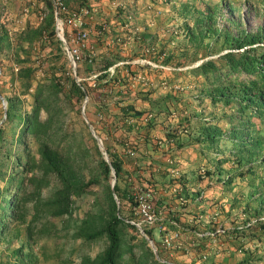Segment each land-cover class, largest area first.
Instances as JSON below:
<instances>
[{
	"label": "trees",
	"instance_id": "trees-1",
	"mask_svg": "<svg viewBox=\"0 0 264 264\" xmlns=\"http://www.w3.org/2000/svg\"><path fill=\"white\" fill-rule=\"evenodd\" d=\"M157 1L169 3L175 15L182 18L178 28L185 29L186 38L178 51L164 45L156 50L158 33L149 31L146 19L157 17L154 7ZM43 2L47 11L36 23L26 21L21 28L11 29L6 21L0 20V94L6 101L4 116L0 117V264H40L55 254H49L47 244L41 241L51 236L105 240V246L93 255L83 252L77 256L78 260L65 256L53 264H173L169 262L167 247L156 244L152 229L174 231L182 226L192 233L194 258L207 264L202 258L209 255V243L219 234H197L202 228L199 211L178 210L171 215L170 209L160 221L162 230L160 223L142 224L154 241L158 257L155 256L147 239L131 222L138 215L133 209L136 201L129 173L134 174L142 188L151 189L158 185L171 189V182L177 177L182 187L176 200L183 198L181 193H188L183 184L186 177L171 176L168 168L156 169L154 163L160 161L158 150L166 148L162 145L176 142L179 147L186 142L182 134L185 131L191 134L192 141L199 144L204 141L216 149L219 141L225 140L226 155L217 158L215 169H205L207 175L216 172L223 188L231 189L234 178L256 175L257 166L264 168V28H240L238 32L224 26L221 29L217 25L221 2L216 1L142 0L139 5L137 0H131L130 6L117 4L112 13L96 10V0H69L70 10L86 6L89 11L84 15L82 27L88 29L86 40L89 36L90 40L80 48L74 73L54 29L52 1ZM27 5L38 13V1H27ZM137 23L143 29H135ZM69 30L66 23V33ZM130 35H135L137 43L126 56L122 43ZM207 37L213 38L206 40ZM188 45L193 46L192 53ZM212 52L216 56L203 58L185 71L174 69L173 76L166 80L174 83L178 79L171 78L182 72L192 74L196 95L200 100L209 99L212 115L218 103L228 109L224 113L226 129L217 123H207L200 116H196L197 123H191L190 117L180 113L186 110L188 115H197L188 100L169 92L155 95V86L134 83L148 66L129 61L135 55L155 60L162 55L160 61L164 64L184 65ZM154 69L162 71L159 67ZM6 71L10 93L1 87ZM81 72L86 73L85 77ZM91 73L94 77L88 78ZM83 102L87 123L81 117ZM172 110L180 113L177 122L167 121L166 127H158L155 115H169ZM72 115L85 126L89 123L93 126L108 160L90 132L89 143L70 128ZM89 160L96 164L89 165ZM222 162L237 166L234 170L225 169ZM95 185H101V191H95ZM251 187L246 194L247 203L259 189L258 185ZM86 193L94 195L93 207L82 216L74 215L76 199ZM254 200L261 203L264 197L260 193ZM161 202L162 197L160 201L153 200L154 208ZM247 203L246 210H252ZM260 208L256 205L254 213ZM260 224L263 233L264 221ZM138 236L147 246L136 255L133 248ZM208 258L213 264L212 256ZM252 260L246 255L239 264H259Z\"/></svg>",
	"mask_w": 264,
	"mask_h": 264
},
{
	"label": "rangeland",
	"instance_id": "rangeland-1",
	"mask_svg": "<svg viewBox=\"0 0 264 264\" xmlns=\"http://www.w3.org/2000/svg\"><path fill=\"white\" fill-rule=\"evenodd\" d=\"M0 0V4H1ZM27 1L31 3L38 1L40 5L37 11L34 12L30 6L28 7ZM98 8H101L105 11H111L115 13L116 5L131 4V0H96ZM210 3L218 2L220 4V13L218 14L217 25L221 29L228 27L232 32H238V29L246 30H257L259 28H264V0H208ZM139 5H142V0H137ZM5 9L3 12H0V20L6 21L7 25L15 28H21L26 21H31L36 23L47 11L46 6L44 5L43 0H5ZM155 15L157 17H147L146 21L149 23V31L158 33L157 36V47L156 50H159L163 45L167 47H172L175 51H178L179 48L183 47V41H185V29L178 28L180 25L181 17L176 16L172 10V7L169 3L157 1L154 3ZM139 15V17H141ZM143 18V17H142ZM134 19V18H133ZM191 21V20H189ZM137 30L143 29V26L137 23ZM129 27H132L129 25ZM133 28V27H132ZM134 29V28H133ZM124 35V34H123ZM127 36V35H125ZM135 35H130L127 37V40L122 43L123 49L122 53L124 55H130L133 51L132 47L136 46V41L134 38ZM213 38V37H211ZM207 37L206 40L211 39ZM89 38L86 42H89ZM36 45V44H35ZM189 52H193V46L188 45ZM223 48L222 50H225ZM35 50H37L35 48ZM81 52V51H80ZM200 53V51L198 50ZM202 53L204 51H201ZM36 52H34V55ZM217 53L206 54L201 57L197 56L194 60L186 62L184 65H174L164 64L159 60L150 58L147 55H135L129 61L133 63H138L141 65L147 64L148 66L142 70L140 76L135 80L137 85H149L155 86L156 92L158 93H174L176 97H182L189 101V104L194 106L197 115H188L186 110L180 111L184 115L190 117L191 123H197V117H204L205 121L217 123L223 129L227 128V117L224 113L228 112V109L223 108L221 103H218L214 107L215 116H213L209 111L212 109L209 99L206 97L203 100H200L196 95L197 89L192 83L193 75L190 73L182 72L180 76L171 78V80H176L174 83L168 82L166 79L173 76L172 70L176 69L177 71H185L189 67L198 64L203 58L208 56H216ZM178 57V54H176ZM123 61H119L121 63ZM77 63H75V70L77 69ZM162 68L161 72H157L154 68ZM112 68V67H111ZM110 68V69H111ZM1 73V69H0ZM81 75H86V73L81 72ZM85 77V76H84ZM94 74L88 78H93ZM4 81L2 88L6 93H10V83H9V72L6 71L3 77ZM148 81V83L146 82ZM146 83V84H145ZM4 105L6 106V101L4 96L0 94V117L4 116ZM178 105V103H177ZM174 106V103L171 102V107ZM181 106V105H180ZM179 107V106H178ZM177 110H172L169 115L156 114L155 120L158 127H166L167 121H171V124L177 122L180 114ZM217 115V117H216ZM81 117L87 123L88 119L84 113H81ZM203 118V120H204ZM72 124L70 128H74L78 137L84 136V139L90 143L89 132L91 133L90 128L93 126L89 123L87 126L83 124L79 118L72 115L71 117ZM170 123V122H169ZM92 134V133H91ZM96 134V132H95ZM185 137V143L182 146H177L176 142H170L168 146L162 145L161 147H166L165 150H158L157 152V161L154 163L156 169H167L170 170V173L174 170H178L179 173L175 172V175H181L186 177L185 182L183 183L186 192L181 193L183 198L178 201L177 194L182 187V183L176 177V180L171 182V189L161 188L159 185L153 187V200L159 199L162 200L161 204L156 203V210L158 211V216L161 217L157 224L165 216L169 214V210L172 212L178 213V210L182 212L186 211H199L201 212L200 218L201 223L199 227H202L198 231H203L208 228H212L217 225H221L225 228L223 234H219L209 243L210 251L209 255L212 256L213 264H239V261L246 255L251 257L252 261H257L259 264H264V259L258 260L255 258L257 256L264 257V232H261V224L264 221V202H257L254 198L258 197L261 193L264 197V168L258 167L256 170V175L239 179L234 178L232 182L231 189L223 188V182L218 180L216 172L214 171L211 175L205 173V169H215V162L217 158L223 157L227 153V149H223L227 143L225 140H220V146L218 149L215 147H208L207 144H199L198 142L192 141L191 134L185 131L182 133ZM93 135V134H92ZM97 135V134H96ZM99 136V135H97ZM100 137V136H99ZM101 139V137H100ZM97 140V139H96ZM98 143V141H97ZM101 151L104 154L103 142L101 140ZM99 145V144H98ZM93 150V149H92ZM94 151V150H93ZM218 152V153H217ZM264 152V149L263 151ZM255 161V160H254ZM96 161L89 160V165H95ZM222 167L225 169L234 170L237 166L230 162H222ZM254 167H256V162H254ZM171 169H173L171 171ZM210 171V170H209ZM112 175L110 177V182L113 181L114 173L111 171ZM184 173V174H183ZM130 181L132 182V189L142 188L136 181V178L133 173H129ZM121 183L125 184V180L121 179ZM254 185H258L259 189L254 191L251 199L248 203L251 206L252 210H246L247 196L246 194L251 191ZM95 191H101V185H95ZM199 191L198 193H194ZM162 192V194H161ZM189 193H194L193 196ZM116 196V195H115ZM192 196V197H191ZM93 198L94 195L91 193H86L76 199V209L74 215L82 216L84 212L93 207ZM247 203V204H248ZM260 205V211L254 213V207ZM256 219V220H254ZM260 221V222H258ZM181 225V224H180ZM164 226V225H163ZM182 226V225H181ZM163 229V227H162ZM161 229V230H162ZM203 229V230H202ZM179 230V238L174 240L173 248H165L167 251L169 262L173 264H201L200 258H194L196 249L192 242H190L192 233L189 230H185L182 227L177 228ZM130 231V229H128ZM138 232L142 234L139 229ZM165 232H172V229H165L161 232L158 231L156 227L152 229V236L156 241L157 245H163L162 243V234ZM261 234V235H260ZM144 236V234H142ZM260 235V236H259ZM145 237V236H144ZM146 238V237H145ZM41 241H45L48 246V253L52 254L48 259L41 260L40 264H53L57 263L60 258L65 256H74L77 259V256L80 253L87 252L91 255L97 253L105 246V240L100 238L93 241H84L81 238H72V237H48L43 238ZM137 243L133 248V251L136 255L142 253L145 250L147 244L140 241L139 236L137 239H134ZM148 244L150 245L149 240L147 239ZM162 243V244H161ZM151 246V245H150ZM152 247V246H151ZM74 249V250H73ZM153 249V247H152ZM249 251V252H248ZM209 255L202 258L203 261L207 264H210ZM155 256H157L155 254ZM158 257V256H157ZM78 260V259H77Z\"/></svg>",
	"mask_w": 264,
	"mask_h": 264
},
{
	"label": "built area",
	"instance_id": "built-area-1",
	"mask_svg": "<svg viewBox=\"0 0 264 264\" xmlns=\"http://www.w3.org/2000/svg\"><path fill=\"white\" fill-rule=\"evenodd\" d=\"M51 1L53 4L54 29L57 36L61 40L62 46L65 49L73 68V64L76 63V59L80 56V48L85 45L88 29L82 26L84 22V15H86L89 11L86 6H82L79 10H70L68 8L69 0ZM4 4L5 0H2L0 4V12L4 11ZM63 12L66 13L65 16L62 15ZM66 23L70 27V30L67 33L65 31ZM133 195L136 201L133 209L138 216L137 220L131 219V222L135 223V225L140 228H143L142 224H147L149 226L156 224L161 217L158 216V211H156V209L154 208L153 192L151 187H140L139 189H135L133 191ZM172 222L176 223L175 220H172ZM158 226L160 229L162 228L161 223ZM224 232L225 228L221 225H217L213 228H208L203 231H197V234L216 235L222 234ZM145 235L148 236L146 233ZM161 237L163 245L165 247H169L175 243L174 240H177L179 238V230L165 232ZM152 242V247L156 250L153 239Z\"/></svg>",
	"mask_w": 264,
	"mask_h": 264
},
{
	"label": "water",
	"instance_id": "water-1",
	"mask_svg": "<svg viewBox=\"0 0 264 264\" xmlns=\"http://www.w3.org/2000/svg\"><path fill=\"white\" fill-rule=\"evenodd\" d=\"M75 67H76L75 64H73V71H74V73L76 72V71H75ZM85 101H86V99L84 100V102H85ZM84 102H83L82 110H81L82 113H84V111H83V108H84ZM5 107H6V106L4 105V111H5ZM90 130H91V133L93 134V136L97 139L98 144H99V147L101 148V147H102V146H101L102 143H101V139H100V137L97 136V135L95 134V131H94L93 128H90ZM104 157H105L106 160H108V157H107V153H106V151H104ZM112 172L114 173V170H112ZM114 181H115V178H113V181L111 182V187H113ZM114 197L116 198L115 195H114ZM136 226H137V225H136ZM137 228L139 229V231H140L142 234H144V236L146 237V239L149 240L150 245L152 246V245H153L152 239L145 235V231H144V229H143V228H140V227H138V226H137ZM153 252L157 255V252H156L155 249H153Z\"/></svg>",
	"mask_w": 264,
	"mask_h": 264
},
{
	"label": "crops",
	"instance_id": "crops-1",
	"mask_svg": "<svg viewBox=\"0 0 264 264\" xmlns=\"http://www.w3.org/2000/svg\"><path fill=\"white\" fill-rule=\"evenodd\" d=\"M173 169H171V171H172ZM175 172H177V173H179V171L178 170H174V171H172V173H170L171 174V176H173L174 174H175Z\"/></svg>",
	"mask_w": 264,
	"mask_h": 264
}]
</instances>
